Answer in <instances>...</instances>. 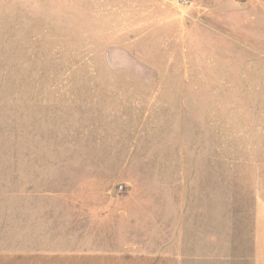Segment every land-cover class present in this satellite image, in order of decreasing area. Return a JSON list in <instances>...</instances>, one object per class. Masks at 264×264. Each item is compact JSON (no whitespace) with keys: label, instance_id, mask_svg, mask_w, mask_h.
<instances>
[{"label":"rangeland","instance_id":"1","mask_svg":"<svg viewBox=\"0 0 264 264\" xmlns=\"http://www.w3.org/2000/svg\"><path fill=\"white\" fill-rule=\"evenodd\" d=\"M264 0H0V264H251Z\"/></svg>","mask_w":264,"mask_h":264},{"label":"crops","instance_id":"2","mask_svg":"<svg viewBox=\"0 0 264 264\" xmlns=\"http://www.w3.org/2000/svg\"><path fill=\"white\" fill-rule=\"evenodd\" d=\"M257 164V201L254 210L251 264H264V158ZM61 264H171L167 255L74 253L64 256Z\"/></svg>","mask_w":264,"mask_h":264},{"label":"built area","instance_id":"3","mask_svg":"<svg viewBox=\"0 0 264 264\" xmlns=\"http://www.w3.org/2000/svg\"><path fill=\"white\" fill-rule=\"evenodd\" d=\"M174 1L181 5H191L192 4V0H174Z\"/></svg>","mask_w":264,"mask_h":264}]
</instances>
